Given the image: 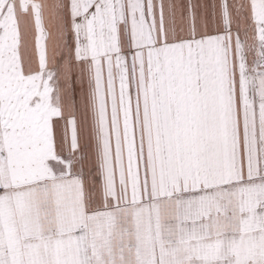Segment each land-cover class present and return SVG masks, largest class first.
<instances>
[{
    "label": "snow or ice",
    "instance_id": "snow-or-ice-1",
    "mask_svg": "<svg viewBox=\"0 0 264 264\" xmlns=\"http://www.w3.org/2000/svg\"><path fill=\"white\" fill-rule=\"evenodd\" d=\"M0 264H264V0H0Z\"/></svg>",
    "mask_w": 264,
    "mask_h": 264
}]
</instances>
